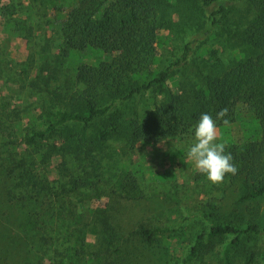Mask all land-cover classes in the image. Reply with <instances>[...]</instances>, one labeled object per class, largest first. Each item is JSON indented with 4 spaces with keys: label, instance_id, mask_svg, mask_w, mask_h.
I'll use <instances>...</instances> for the list:
<instances>
[{
    "label": "rangeland",
    "instance_id": "rangeland-1",
    "mask_svg": "<svg viewBox=\"0 0 264 264\" xmlns=\"http://www.w3.org/2000/svg\"><path fill=\"white\" fill-rule=\"evenodd\" d=\"M166 1L167 21L153 44L155 60L144 71L149 78L182 53L200 26L195 0ZM246 1L227 0L237 8ZM73 6L72 0H0V201L7 189L15 196L29 193L16 222L38 252L37 264H222L229 237H207L209 221L245 220L248 208L258 205L257 220L264 225V194L241 200L242 176L228 174L223 183L213 184L196 170L187 151L197 123L175 136L130 145L123 133L97 141L103 116L87 125L68 123L36 143L25 141L45 126L43 108L75 83L77 68L106 60L91 47L65 52L63 21ZM223 31L220 26L195 43L189 62L163 83L128 98L112 88L104 98L114 102L117 122L144 120L171 94L192 108L204 95L199 71L219 75L228 60L242 55L223 50ZM235 114L228 125H217L226 152L258 139V124L247 106L238 103ZM37 178L56 189L39 192L41 182L32 183ZM52 211L57 222L49 220ZM101 215L108 216L106 231ZM144 226L171 230L147 241L140 234ZM198 234H203L200 246L189 257ZM41 237H51V243L45 245ZM251 249L257 254L254 264H263L264 235L244 236L229 246L232 262L243 264Z\"/></svg>",
    "mask_w": 264,
    "mask_h": 264
},
{
    "label": "trees",
    "instance_id": "trees-1",
    "mask_svg": "<svg viewBox=\"0 0 264 264\" xmlns=\"http://www.w3.org/2000/svg\"><path fill=\"white\" fill-rule=\"evenodd\" d=\"M72 1L74 6L63 21L65 52L84 51L91 47L105 55L106 60L94 66H79L75 83L70 88L60 89L50 99V105L43 108L45 126L26 135L25 141L36 143L38 139L45 138L68 123L87 125L105 116L106 122L103 128L98 129L97 141L123 133L128 143L133 145L137 141L175 136L196 124L201 114L207 113L216 119L217 112L225 107L228 109L226 118L232 122L236 115L235 106L242 103L254 114L259 134L258 139L240 148L233 146L229 150L238 168L235 175H229L231 178L242 176L246 192L240 197L241 200L263 195L264 0H247L240 8L229 5L227 0H195L201 19L195 37L184 44L182 53L168 66L150 78L146 77L144 71L155 60L153 44L158 31L167 21L169 3L166 0ZM220 26L225 36L223 50L228 55L234 51L242 55L235 61L228 60V66L219 75L211 76L203 70L199 71L198 77L205 88L204 95L195 98L192 108H187L178 95L171 94L168 100L156 105L144 120L131 118L124 126L117 122V117L111 112L114 102H105L104 98L107 93H112V88L115 92L124 90L128 98L163 83L174 70L183 68L189 62L194 44L212 35ZM65 103L71 107L66 109L63 106ZM221 124L222 121L217 120V125ZM1 179L0 174V182ZM36 181L41 182L38 187L41 193L51 194L56 189V186L48 185L38 178L32 179L35 185ZM6 191L0 201L1 208H4L3 214H0V264H37L38 252L21 233L19 222H16L18 215L28 206L29 193L22 192L15 196L9 193L11 190ZM55 193L59 194V191ZM248 210L250 216L245 220L209 221L205 233L207 237H229L228 244L222 250V264H234L229 255V246L238 244L242 237L264 235V225L257 220L259 206ZM49 218L57 222L53 211ZM100 219L101 228L106 231L108 216L101 215ZM43 226L47 227V224L43 223ZM168 230L171 229L144 226L140 228V234L143 239L150 241L157 233ZM56 231L60 233L63 230ZM61 236H65L64 231ZM202 237L203 234L197 235L189 257L200 246ZM41 239L45 245H49L52 238ZM256 255V250H249L243 264H254ZM261 256L264 264V254Z\"/></svg>",
    "mask_w": 264,
    "mask_h": 264
},
{
    "label": "clouds",
    "instance_id": "clouds-1",
    "mask_svg": "<svg viewBox=\"0 0 264 264\" xmlns=\"http://www.w3.org/2000/svg\"><path fill=\"white\" fill-rule=\"evenodd\" d=\"M227 115L226 107L217 112L216 119L210 114H201L194 129L195 142L187 151V156L195 164L196 170L206 175L213 184L223 183L227 174L235 175L238 171L233 155L226 152V143L218 133L217 120L228 125L230 121L226 118Z\"/></svg>",
    "mask_w": 264,
    "mask_h": 264
}]
</instances>
